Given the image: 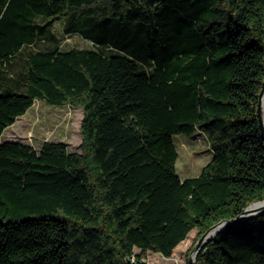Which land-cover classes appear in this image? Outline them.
<instances>
[{"label": "trees", "instance_id": "trees-1", "mask_svg": "<svg viewBox=\"0 0 264 264\" xmlns=\"http://www.w3.org/2000/svg\"><path fill=\"white\" fill-rule=\"evenodd\" d=\"M37 17L95 46L30 51L0 90V264H147L264 199V0H0V78ZM35 100L82 108L79 152L1 141ZM195 130L213 156L183 179L172 135ZM195 263L264 264V211Z\"/></svg>", "mask_w": 264, "mask_h": 264}, {"label": "rangeland", "instance_id": "rangeland-1", "mask_svg": "<svg viewBox=\"0 0 264 264\" xmlns=\"http://www.w3.org/2000/svg\"><path fill=\"white\" fill-rule=\"evenodd\" d=\"M37 23L43 25L37 41L23 47L20 53L13 56L6 64L4 74L0 78V90L22 89L25 57L30 51L45 50L52 47H92L95 44L78 32L66 33L64 19L50 20L37 17ZM88 26H96L95 22L87 21ZM142 61L144 59L141 58ZM83 116L81 107L71 105L55 106L42 100H35L33 105L21 115L12 125L2 132V139L29 144L39 150L44 141H62L69 151H80V122ZM174 146L178 153L176 172L181 178L194 177L200 174L202 168L211 160L213 152L203 133L198 130L190 134L178 133L172 135ZM197 230L189 232L178 249L170 257L160 253L147 251V264H186L189 253L187 250L195 244ZM192 249V248H191ZM137 252L138 249H135Z\"/></svg>", "mask_w": 264, "mask_h": 264}, {"label": "water", "instance_id": "water-1", "mask_svg": "<svg viewBox=\"0 0 264 264\" xmlns=\"http://www.w3.org/2000/svg\"><path fill=\"white\" fill-rule=\"evenodd\" d=\"M264 80L262 82V88L259 93L258 97V107H257V115L259 120V128L261 132V136L264 140ZM262 97H263V104H262ZM264 211V199L254 201L248 206H246L242 211L235 217L231 219H223L209 227L195 242L192 249L189 252L188 256V264H196V256L200 249L210 240L212 239L216 234H218L220 231L226 229L229 226H233L235 224H238L239 222L254 216L256 214H259L260 212Z\"/></svg>", "mask_w": 264, "mask_h": 264}, {"label": "crops", "instance_id": "crops-1", "mask_svg": "<svg viewBox=\"0 0 264 264\" xmlns=\"http://www.w3.org/2000/svg\"><path fill=\"white\" fill-rule=\"evenodd\" d=\"M1 141L2 142H5V141H11V140H9V139H2V136H1Z\"/></svg>", "mask_w": 264, "mask_h": 264}, {"label": "bare ground", "instance_id": "bare-ground-1", "mask_svg": "<svg viewBox=\"0 0 264 264\" xmlns=\"http://www.w3.org/2000/svg\"><path fill=\"white\" fill-rule=\"evenodd\" d=\"M263 96H264V92H263ZM262 104H263V97H262Z\"/></svg>", "mask_w": 264, "mask_h": 264}]
</instances>
